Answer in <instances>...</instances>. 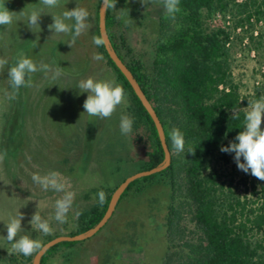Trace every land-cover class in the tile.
Masks as SVG:
<instances>
[{"label": "trees", "instance_id": "obj_1", "mask_svg": "<svg viewBox=\"0 0 264 264\" xmlns=\"http://www.w3.org/2000/svg\"><path fill=\"white\" fill-rule=\"evenodd\" d=\"M128 1L117 0L116 9H105L106 33L116 54L155 110L170 161L162 170L130 181L114 209L154 185H164L168 190L163 220L167 251L161 264H264V186L257 188L252 180L247 184L244 176L240 183L250 192L240 194L233 178L221 167L234 159L235 153L222 152L221 146L233 142L242 130L246 111L243 106L247 101L231 74L226 47L230 32L219 21L210 25L218 13H229L235 28L242 27L243 23L251 25L264 14V0H180V12L174 20L166 18V11L159 16L158 36L152 44L150 58L135 51L128 41L122 18ZM100 2L95 0L89 15L93 37H100ZM94 45L97 55L102 57L100 60L124 88V114L133 119L130 132L133 147L129 154L116 160L113 171L120 173L118 183L113 187L90 188L84 194L87 203L76 213L74 229L64 235L84 233L101 219L114 189L129 175L123 173V168L129 167L135 173L158 166L165 158L147 109L104 45ZM9 88L12 91L10 78ZM233 109L239 113V119L232 118ZM18 110V103L13 100L12 107L3 115L0 136L3 152L19 145ZM173 127L184 134L185 146L180 153L172 146ZM101 190L105 193L103 205L98 197ZM18 234L39 239L41 244L58 235H44L29 226H22ZM81 242L64 240L50 246L39 264H50L62 250L67 251L62 257L68 261L70 250H76ZM0 251L4 254L0 256V264H32L35 254L6 255L5 250Z\"/></svg>", "mask_w": 264, "mask_h": 264}, {"label": "rangeland", "instance_id": "obj_2", "mask_svg": "<svg viewBox=\"0 0 264 264\" xmlns=\"http://www.w3.org/2000/svg\"><path fill=\"white\" fill-rule=\"evenodd\" d=\"M94 3L95 0H60L58 7L48 8L40 0H5V6L14 13L11 24L0 26V58L8 60V65L0 71V136L3 115L10 110L13 100L17 101L20 114L19 145L11 146L7 152L0 147L3 156L0 160V250H5L6 255L16 253L6 238L5 224L11 216L22 214V226L32 227L30 220L38 212L49 220L51 233H68L74 229L78 209L87 203L84 194L99 185L115 186L120 177V173L113 171L116 160L132 150L130 133L122 134L119 126L126 99L109 118L101 119L84 112L88 93H81L77 88L80 80L93 77L117 83L103 61L94 59L97 53L89 16L88 28L72 46L67 44L71 33L58 34L48 28L53 23L52 15H60L77 5L86 8L90 15ZM41 9L40 26L30 29L28 16L33 10ZM164 12L163 0L148 6L140 0H129L124 7L123 17L133 21L124 23L128 41L135 51L148 58L158 36V18ZM214 21L224 24L230 32L226 47L231 74L246 97L243 108L247 110L248 100L264 96V14L251 25L243 23L236 28L229 13L216 14L210 25ZM20 53L37 65L43 62L53 70L58 69L61 75L53 80L51 73H33L32 86L21 87L12 100L8 97L11 90L7 72ZM261 127L264 129V120ZM221 167L233 178L240 194L250 192L240 183L244 176L247 184L252 180L257 188L264 186V181L254 177L250 170L248 173L240 170L235 159ZM49 171L59 172L68 190L75 193L65 223L53 218L55 200L63 193L44 191L31 179L34 173L44 175ZM122 171L127 175L132 172L129 167ZM167 193L166 186L159 184L132 200L123 201L98 233L83 240L76 250H70L68 261L62 257L67 251L62 250L50 264H161L167 251L163 234ZM0 256H4L2 251Z\"/></svg>", "mask_w": 264, "mask_h": 264}, {"label": "clouds", "instance_id": "obj_3", "mask_svg": "<svg viewBox=\"0 0 264 264\" xmlns=\"http://www.w3.org/2000/svg\"><path fill=\"white\" fill-rule=\"evenodd\" d=\"M41 4L48 8L58 7L60 0H40ZM157 0H140L143 5L156 3ZM117 0H103L105 9H116ZM180 0H163V6L166 11V18L175 19L176 14L180 12ZM13 13L5 6V0L0 3V26L9 25L13 21ZM43 14V10H33L28 16V27L39 25V19ZM89 16L88 10L77 5L72 9H67L60 15H52L53 23L48 25V28L55 33H71L72 37L67 44L72 46L77 37H79L87 28L86 23ZM124 19L126 25L133 23L131 19ZM69 21L74 23H68ZM40 26V25H39ZM93 43L100 46L104 43L101 37H93ZM94 59H102L96 55ZM8 65V60L0 58V71H3ZM37 71L43 72L46 75L51 73V79L56 80L60 77L61 72L53 70L48 64L41 62L37 65L31 58L24 53H20L15 64L8 68V77L10 78L11 93L8 94L9 99H15L19 94L21 87L32 86V74ZM81 93H88L84 100V112L90 116L99 117L101 119L109 118L116 110L117 106L124 102L125 92L122 85L114 80H98L93 77L82 79L77 87ZM232 118L239 119V113L233 109ZM262 120H264V96L259 99L248 100L247 110L244 114L243 128L235 137L233 142L227 146H221L222 152L235 153L234 159L237 167L251 174L259 180L264 181V129H262ZM133 119L128 114H124L120 118V131L127 135L131 132ZM172 146L177 153L184 150L185 139L184 134L179 128L173 127L170 131ZM193 152L194 150H190ZM243 157V161H241ZM3 156L0 155V160ZM32 181L39 185L44 191H54L63 193V195L55 200L54 204V219L59 223L67 221V214L72 208L75 193L68 190L66 181L57 171H49L44 175L34 173L31 177ZM99 203L103 205L105 193L101 190L98 193ZM23 215L11 216L5 224L7 230V241L11 243L13 252L31 256L42 249V244L39 239H33L29 235H20L18 233L22 229L21 221ZM32 228L40 231L44 235H49L52 232L48 219L42 218L38 212L34 213L30 220Z\"/></svg>", "mask_w": 264, "mask_h": 264}, {"label": "water", "instance_id": "obj_4", "mask_svg": "<svg viewBox=\"0 0 264 264\" xmlns=\"http://www.w3.org/2000/svg\"><path fill=\"white\" fill-rule=\"evenodd\" d=\"M104 13H105V7L103 4V0H101L100 5H99V9H98V29H99L100 37L104 40L103 45H104L108 55L110 56L111 60L115 63L116 67L125 76L127 81L130 83L134 93L137 95V97L140 99V101L142 102L144 107L147 109V111H148V113H149V115H150L151 119L153 120L154 125L156 127V131H157V134H158V137H159L165 158H164L163 163H161L158 166H155V167L147 169V170L138 171V172H135V173H132V174L126 176L124 178V180H122L114 189L112 196H111V199L108 203V206H107L103 216L93 227H91L88 231H86L84 233H78L75 235H57V236L47 240L46 242H44L42 244V249L34 254L33 259H32V264H39L40 257L45 253V251L50 246H52V245H54L60 241L84 240V239H87V238L91 237L92 235H94L107 222V220L109 219V217L113 213V210L115 208V205H116V202H117L119 196L124 191V189L126 188V186L128 185V183L130 181H132L133 179H135L137 177L149 175L151 173L160 171L163 168H165L169 164V161H170V152H169V149H168L167 144L165 142V137H164L162 125H161V123H160V121H159V119L155 113V110L153 109L152 105L149 103V101L146 98L141 87L135 81L133 75L131 74V71L122 62L120 57L116 54L115 50L113 49V47L110 43V40L107 36V33H106Z\"/></svg>", "mask_w": 264, "mask_h": 264}]
</instances>
